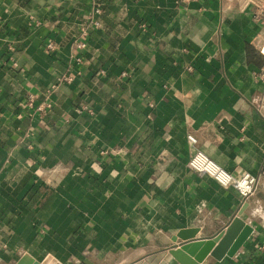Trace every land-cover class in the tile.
I'll return each mask as SVG.
<instances>
[{
    "label": "crops",
    "instance_id": "crops-1",
    "mask_svg": "<svg viewBox=\"0 0 264 264\" xmlns=\"http://www.w3.org/2000/svg\"><path fill=\"white\" fill-rule=\"evenodd\" d=\"M263 65L250 0H0V264H132L236 215L251 236L200 264H264Z\"/></svg>",
    "mask_w": 264,
    "mask_h": 264
},
{
    "label": "water",
    "instance_id": "water-1",
    "mask_svg": "<svg viewBox=\"0 0 264 264\" xmlns=\"http://www.w3.org/2000/svg\"><path fill=\"white\" fill-rule=\"evenodd\" d=\"M242 211L240 212V214ZM253 227L248 225L240 215H236L228 226L218 234L207 238H195L197 229L181 231L178 238L185 242L171 246L157 253L146 256L132 264H167L164 257L170 253L179 264H200L208 256L221 260L226 256H234L245 244L253 232ZM52 259H47L43 264H53ZM15 264H40L24 255Z\"/></svg>",
    "mask_w": 264,
    "mask_h": 264
},
{
    "label": "built area",
    "instance_id": "built-area-1",
    "mask_svg": "<svg viewBox=\"0 0 264 264\" xmlns=\"http://www.w3.org/2000/svg\"><path fill=\"white\" fill-rule=\"evenodd\" d=\"M187 2L195 1V0H185ZM250 4L252 7V13L254 20L260 25L264 26V0H250ZM101 4L96 2L94 12L89 16L88 26L92 27V24L98 25L99 22L95 19V15L101 13ZM87 27L83 29V32L86 33ZM81 45H84L82 43ZM51 46V45H50ZM256 79L263 87V94L261 98L258 100V106L262 112H264V65L261 66L254 73ZM44 106H39L38 111L43 112ZM189 139L196 143L197 139L193 135H189ZM188 167L195 171L196 173L209 176L214 179L217 183H219L223 187H233L235 188L241 196L244 198V201L252 196L257 188H258V178L252 174L251 172H245L240 176H236L226 168H224L221 164H219L216 160L211 158L207 153H205L201 149H197L193 155L191 156ZM259 248L264 250V241L259 245Z\"/></svg>",
    "mask_w": 264,
    "mask_h": 264
}]
</instances>
